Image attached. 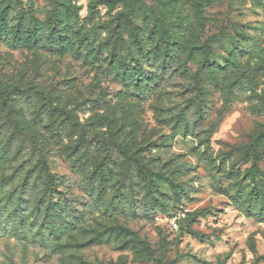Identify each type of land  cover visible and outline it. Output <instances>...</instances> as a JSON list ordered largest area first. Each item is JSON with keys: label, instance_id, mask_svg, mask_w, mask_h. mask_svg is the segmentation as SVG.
<instances>
[{"label": "rangeland", "instance_id": "374dc122", "mask_svg": "<svg viewBox=\"0 0 264 264\" xmlns=\"http://www.w3.org/2000/svg\"><path fill=\"white\" fill-rule=\"evenodd\" d=\"M12 1L77 17L61 50L0 40V81L41 98L0 102V264H264V157L240 162L263 149L264 0Z\"/></svg>", "mask_w": 264, "mask_h": 264}, {"label": "trees", "instance_id": "16d2710c", "mask_svg": "<svg viewBox=\"0 0 264 264\" xmlns=\"http://www.w3.org/2000/svg\"><path fill=\"white\" fill-rule=\"evenodd\" d=\"M118 1L121 2L122 0ZM101 3L103 4V2ZM64 12L65 16L59 17V15H57L58 13L54 11L51 18L48 17L46 20L41 21L32 16L30 12L17 10L15 2L11 0V3L6 6V10H0V40H3L9 45L21 47H35L37 44L44 41L57 50L64 49L66 45L63 43L62 38L66 37L63 33L67 32L69 26L67 21H70L73 15L75 18L77 17L76 13L69 8L65 9ZM62 25L66 27V32H60V26ZM75 45L78 47V44ZM205 61L207 62L208 60L205 59ZM111 62L115 76L120 77V79L128 83L134 82L135 76L131 69L132 64H130L131 60L129 58L125 59V63H127L128 66L120 60L111 59ZM197 77L196 75V78ZM19 83L18 81L15 83L13 80L0 81V102L2 104V110L6 111V113L13 112L11 109L17 103L21 105V101L27 102V99L40 101L41 99L38 90H36L34 97H31L30 93L24 90ZM47 102H49V107L51 108L49 115H60L62 123L66 124L74 131V135L78 136L75 145L77 148H81L82 145L88 141L86 129L75 119L72 111L54 105V101L51 97H47ZM30 123L31 122L18 119V121L15 122V127L16 129H23L26 133H29L30 139L34 140V138L37 137V132H35L34 126ZM32 140H30L32 144L35 143ZM255 143L263 147L261 154L254 149L252 151L251 149H247L243 152L240 159V162L251 163L248 173H252V177H254L253 173L258 170L257 165L261 157H264V132L256 137ZM39 172L46 179L44 185L47 188H53L54 185H57L54 182L53 176L49 173L46 164H43ZM48 209L49 208L46 206L45 210Z\"/></svg>", "mask_w": 264, "mask_h": 264}, {"label": "built area", "instance_id": "2783aa9c", "mask_svg": "<svg viewBox=\"0 0 264 264\" xmlns=\"http://www.w3.org/2000/svg\"><path fill=\"white\" fill-rule=\"evenodd\" d=\"M165 220V223L173 230H177L178 228V223L176 218H165L163 216L157 215L153 216V220L156 222H161L162 220Z\"/></svg>", "mask_w": 264, "mask_h": 264}]
</instances>
